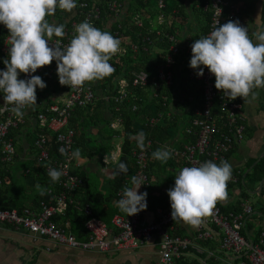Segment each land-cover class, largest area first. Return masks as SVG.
<instances>
[{
	"label": "built area",
	"instance_id": "1",
	"mask_svg": "<svg viewBox=\"0 0 264 264\" xmlns=\"http://www.w3.org/2000/svg\"><path fill=\"white\" fill-rule=\"evenodd\" d=\"M140 1L141 5L137 4V0H75L77 6L71 12L57 6L54 15L46 16L45 21L55 25L63 24L65 35L51 37L49 46H55L57 42L61 47L68 45L76 34V25L84 20L109 32L120 41V50L109 60L113 72L117 70L114 64L120 58H134L136 54L152 65V70H124L116 82L118 90L113 98L115 102L121 103L124 99L133 98L129 102L135 111L136 102L141 98L133 96L129 88L144 90L150 101H156L147 112L146 125L151 129L162 120L172 121L181 110L187 111L188 124L184 132L189 141L180 147L162 146L172 150L171 161L179 163L180 170L184 167H198L206 161L219 164L225 160L229 163L234 144L239 145L245 140L243 99H231L223 95V90H217L214 86L215 77L207 67L201 65L204 68L202 76H197V70L189 67L191 45L194 43L193 26L196 23L194 19H189L186 25L181 24L178 18L180 10L174 8L173 4L180 7L182 3L186 14L190 13L193 5L188 4L187 0ZM228 6L227 0L204 2L203 11L210 14L205 36L215 26L222 25L224 8ZM238 12L237 7L230 6L227 20H233ZM171 30L174 33H170ZM45 39H48L46 35ZM9 47L11 41L8 30L0 24V71L5 69L3 61L8 59ZM31 75H40L45 83L53 82L59 88L55 91L51 87L49 95L43 99L37 88L36 104L25 106L22 117L12 111V105L5 107V93L0 90V168L14 161L16 148L9 134L12 129L20 127L25 132L28 130L33 133L31 141L34 157L38 161H48L45 171L48 172L50 166L64 174L59 179V192L49 191L51 196L40 201L37 208L25 207L21 211L0 209V225L27 232L58 246L100 254L136 250L157 242L159 249L155 264H264V180L256 190L249 186L238 189L239 196L234 203H237V209L223 212L219 206L214 205L211 213L202 218L201 224L188 233L176 234L170 205L167 208L156 207L155 219L151 222L145 221L140 211L131 216H127V213L115 214L110 220V226H107L91 215L88 206L76 202V209L87 218L84 223L86 238L78 240L69 231L68 222L62 224L55 219L64 215L68 205L73 202L70 196L83 185L77 174L79 164L76 159L69 158L74 144V130L68 127L69 120L75 108L87 107L96 101L97 91L89 81L80 87L61 85L55 60ZM29 78V74H18V79ZM162 88L166 92L164 95L155 91ZM197 94L200 95L199 104H196ZM119 125L120 120L117 119L111 127L117 129ZM53 135L58 156L51 159L48 141ZM154 144H157L155 139L147 138L144 150L138 147L134 150L138 166L136 176L142 177L144 182L141 186L149 184L147 168L153 159ZM61 148H65L69 156L63 155L59 151ZM116 149L120 151L119 146ZM116 159L115 151L111 150L109 155L102 156V163L108 166ZM233 172L227 186L239 182V172ZM2 183L0 176V187ZM118 195L122 197V193Z\"/></svg>",
	"mask_w": 264,
	"mask_h": 264
},
{
	"label": "clouds",
	"instance_id": "2",
	"mask_svg": "<svg viewBox=\"0 0 264 264\" xmlns=\"http://www.w3.org/2000/svg\"><path fill=\"white\" fill-rule=\"evenodd\" d=\"M57 6L71 12L77 5L75 0H0V24L7 28L11 41L8 59L3 61L5 69L0 71V90L5 93V107L12 105V111L19 117L23 116L25 106L36 104V89L47 86L40 76L31 73L53 60L61 85L80 87L114 71L109 60L120 50L119 39L94 27L88 20L76 25V34L68 45L61 47L57 42L55 46H49L51 37L65 35L63 24L45 21L46 16L54 15ZM252 36L259 43L249 38L248 28L242 27L238 21L229 20L215 26L209 35L200 37L191 45L189 67L197 70V76L204 74L201 65L207 67L215 77V88L223 90L224 96L247 98L251 93L254 100L258 93L253 89L264 87V30L258 29ZM19 73L29 74L30 78L18 79ZM145 139L143 131L136 136L137 147L141 150L145 148ZM59 151L69 156L65 148ZM171 156L172 150L168 148H159L152 153V157L161 163H167ZM69 158L80 159L81 150L75 149ZM127 171V165L119 162L114 177ZM231 172V165L225 160L219 164L206 161L198 167L182 168L175 176L174 186L167 190L171 219L198 227L217 200L226 199ZM63 174L57 168L48 167L47 175L53 183L58 182ZM131 183L134 187H125L117 201L127 216L147 207V192L138 194L144 184L143 178L132 176ZM36 188L41 195L45 194L46 189L39 184Z\"/></svg>",
	"mask_w": 264,
	"mask_h": 264
},
{
	"label": "trees",
	"instance_id": "3",
	"mask_svg": "<svg viewBox=\"0 0 264 264\" xmlns=\"http://www.w3.org/2000/svg\"><path fill=\"white\" fill-rule=\"evenodd\" d=\"M206 0H194L193 6L191 7L190 13L186 14L185 10L182 7V3L179 5L173 4L174 8H178L180 10L178 18L186 25V21L189 19H195V25L193 26V35L192 40H197L202 36H205L207 33V29L209 26V18L210 14L207 11H203L204 2ZM229 6L228 8H224V13L222 16V25L227 23V14L229 12V7H237L239 9L238 14L235 16L233 21H238L242 26L240 21L244 19V16H248L252 11L253 5L252 2L248 0H227ZM137 4L141 5V1L137 0ZM198 5V7H195ZM262 19L264 20V5L262 8ZM170 33H174L173 30L169 31ZM46 35V34H45ZM250 38V37H249ZM138 54L135 55L134 58H120L114 65L117 70L112 72L110 75L105 76L102 79H95L89 81V83L96 90V101L92 105L83 108H75L73 110L72 116L69 120L68 127L74 130V144L72 146V150L79 148L81 150V159L86 160L87 165H94L97 169H101L105 166L102 163V156L109 155L110 151L115 149L113 144L116 136L120 138V154L117 160L112 163L114 173L117 170V164L119 162H123L127 165V173L113 175L110 177L108 182V189L106 192H101L99 190V185L92 182L89 178L91 174L89 171H83L84 167H81L77 174L82 179L83 185L76 190L70 198L72 199V203L68 205L63 216H59L56 220L58 223H69V231L78 239L84 240L86 238V234L84 231V223L86 221V217L76 209L75 203L80 202L83 206H88L91 215L97 219L102 220L106 223L107 226H110V220L115 214H119V210L113 208L111 205L112 200H119L121 197L118 193H123L125 187L131 185V177L137 175L138 166L136 164L134 150L137 148L136 136L140 131L146 133L147 138L158 137L165 134V140L172 139L176 133L179 132L181 127V121L177 119H173L172 121L162 120V122L157 125L154 129L148 127L147 124V112L149 110V106L155 104V100L150 101L149 96L146 95L145 91L139 88H129L132 92L133 96H140L141 100L136 102L137 109L135 111L132 110V104L130 102L133 101V98L124 99L121 103L115 102L113 98L117 95V80L124 74V70L127 72L129 69L132 70H152V65L144 62V58L137 57ZM142 58V59H141ZM40 76V75H36ZM184 80V78H182ZM183 83H181L182 85ZM46 87L44 89H39L40 97L46 98L49 95L50 88L52 87L55 91H58V85L55 83H46ZM48 89V93H47ZM160 95H164L165 90L156 89L155 90ZM166 93V92H165ZM170 94V91L167 92ZM105 97H108L106 100ZM200 95L196 96V104H199ZM130 101V102H129ZM194 103V106L196 105ZM159 106V105H158ZM160 107V106H159ZM120 120V128L115 130L111 127V124L116 120ZM185 124V122H183ZM36 128V127H35ZM23 131L20 127L16 129H12L10 131L9 137H13V142L15 148L19 146V140H16L18 136L23 134ZM33 137V133L27 130V143L29 147L32 149V153L34 155V147L33 142L31 141ZM145 139V140H146ZM55 135L51 136L48 141V149L51 154V159L56 158L57 155V147L54 143ZM236 146L230 151L234 153ZM19 148H22L19 147ZM160 147L157 144H154L152 147V153L159 149ZM28 161V162H27ZM22 163V169L24 171H28L26 176L33 177L34 191H32L31 196H26L24 194V190H19L17 187L14 188L15 185V171L14 169L10 172L7 170H0V176L2 179L5 177L10 180V183L4 184V190L0 187V209L3 210H11L16 209L21 211L25 208L26 203L31 201L30 208H37L40 201L47 200L51 195L48 194L49 191L51 193H58L59 186L58 182L53 183L51 179L48 177L47 172L45 171V166L48 161H38L36 157L27 160ZM168 163V162H167ZM166 163V164H167ZM171 164V163H170ZM26 167V168H25ZM179 167H181L179 165ZM149 170L150 167L147 168V176L149 181ZM248 172L244 175L245 171ZM238 172L234 170L233 173ZM252 181L254 183H260L264 180V157L257 163V160H252L246 164L244 170L239 171V182L236 184H229V187H243L247 186L244 181ZM243 181V183H242ZM39 184L42 188L46 189L44 195H41L36 188V185ZM146 188V187H145ZM226 188V189H227ZM152 206L155 208L160 206L162 208L169 207L170 203L166 202L164 205H161L159 202H162L160 199H155ZM215 205L219 206L223 212H229L234 210L237 205H228L223 206L219 203V200L215 203ZM236 207L235 209H237ZM176 234H179L176 232ZM208 247H213L209 245Z\"/></svg>",
	"mask_w": 264,
	"mask_h": 264
},
{
	"label": "crops",
	"instance_id": "4",
	"mask_svg": "<svg viewBox=\"0 0 264 264\" xmlns=\"http://www.w3.org/2000/svg\"><path fill=\"white\" fill-rule=\"evenodd\" d=\"M193 1L194 0H187V3L193 5ZM248 1L252 2V11L248 16H244V19L240 21V23L242 27L248 28L250 39H252L254 43H259V41L252 36V33L256 32L258 29L264 30V20L262 19L264 0ZM253 91L258 93L256 99H251V93L249 97L242 98L243 110L246 118L245 140L237 145L234 150L235 152L230 155L229 164L233 171L237 170L239 172L242 171V169L244 170L248 162L252 160L258 161L264 153V87L255 88ZM174 119L181 121L180 130L172 139L165 140V134L161 135L159 139L155 137L157 145L158 143L161 144L158 145L160 148H163V145L180 147L189 141L188 136L184 132L188 124L187 111L181 110L179 114L174 116ZM183 122H185V124ZM119 128L120 125L117 129ZM19 138L20 140L18 141ZM26 138L27 132L23 131V134H21V136L19 135L16 139L19 142V146L18 148L16 147V155L13 163L3 166L0 170L9 169L11 172L14 169V188L17 187L19 190H24L26 196H31L32 191L35 189L33 184L34 179L32 176H26L24 169H22L23 165H21L34 156ZM115 138H117L119 142H113L115 149L112 151H115L118 158L120 151H118L116 147H120V138L117 136ZM115 138H113V140ZM21 146L22 148H19ZM171 160L172 159H169L166 164L151 158V163L148 166V168L150 167L149 184L148 186H141L138 189V194L147 192V207L145 210H142V218L147 222H151L155 219L154 210L156 207L154 208L152 206L154 202H157L154 201L155 199L162 200V202H159L161 205H164L166 202L170 203L167 190L174 186L175 176L180 171L179 163L174 164ZM76 161L79 164L77 171L81 167H84L83 171H89L92 175L91 177L89 176L88 179L99 185V190L101 192H106L109 179L113 177L114 171L110 170L109 167L97 169L94 165H87L85 159L80 158L76 159ZM112 163L114 162H111L110 165ZM247 172L248 170L245 171L244 175ZM244 182L247 187L249 186L254 190L261 184V182H253L252 184V181L247 182L246 180ZM8 183H10V180L5 177L1 189L4 190V184ZM127 187L131 188L134 186L131 184ZM240 188L244 189L243 187ZM238 189L239 187L227 188L226 199L219 200V203L223 206H231L234 204L239 196ZM111 205L113 208L119 210V214H125V212L121 211L118 207L117 200H112ZM30 206L31 201H28L25 207L30 208ZM173 225L177 229V232L188 233L192 232L194 229L193 226L178 221H175ZM47 249H49V251ZM158 249L157 242H155L153 244L144 245L136 250L111 251L102 254L84 252L67 246H58L47 240L35 238L27 232L13 230L0 225V264H155Z\"/></svg>",
	"mask_w": 264,
	"mask_h": 264
},
{
	"label": "rangeland",
	"instance_id": "5",
	"mask_svg": "<svg viewBox=\"0 0 264 264\" xmlns=\"http://www.w3.org/2000/svg\"><path fill=\"white\" fill-rule=\"evenodd\" d=\"M114 142H115V143H118L119 140H118L117 138H115V139H114ZM116 153H117V150H116ZM112 165H113V164H111V165L109 166V169H110V170H113V166H112ZM99 171H100V170H99ZM91 176H92V175H91ZM93 177H94V176H93ZM95 177H96V176H95ZM98 177H99V176H98ZM99 254H100V253H99Z\"/></svg>",
	"mask_w": 264,
	"mask_h": 264
},
{
	"label": "water",
	"instance_id": "6",
	"mask_svg": "<svg viewBox=\"0 0 264 264\" xmlns=\"http://www.w3.org/2000/svg\"><path fill=\"white\" fill-rule=\"evenodd\" d=\"M263 157H264V153L261 155V157H260V159L257 161V163L260 162V160H261ZM208 257H209V256H207V257L205 258V260H207ZM200 264H204V262H202V263H200Z\"/></svg>",
	"mask_w": 264,
	"mask_h": 264
}]
</instances>
